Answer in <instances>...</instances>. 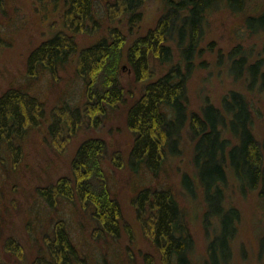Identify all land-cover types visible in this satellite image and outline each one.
<instances>
[{"label": "trees", "instance_id": "16d2710c", "mask_svg": "<svg viewBox=\"0 0 264 264\" xmlns=\"http://www.w3.org/2000/svg\"><path fill=\"white\" fill-rule=\"evenodd\" d=\"M148 1L50 0L54 9L56 4L57 11L61 9L60 25L30 51L27 73L32 79L48 73L57 80L60 71L74 60L75 74L86 80L87 100L82 106L64 102L49 114V131L59 138L66 128L76 132L85 118L98 125L100 118L107 117L124 101L126 89L119 80V70L126 60L134 69V79L143 84L126 111L127 125L134 135L127 166L136 174L143 169L159 174L171 156L180 154L182 130L188 124L196 170L192 176L198 182L189 173L183 175L182 181L190 194L201 187L208 204L207 220L214 215L221 217V230L208 244V262L227 264L240 218L238 208H225L229 171L242 190H257L264 200V138L256 136L250 101L237 90L224 95L221 106L206 103L199 112L189 110L187 82L201 50L205 23L223 0H164L155 25L138 34L143 6ZM224 5L244 8L245 0H226ZM246 23L251 31L264 30V10L248 16ZM80 34L89 35L86 45L78 42ZM128 34L137 36L129 45ZM4 40L0 33V46L5 45ZM174 49L179 50V59L172 62ZM237 54L240 56L234 63L240 70L246 67L251 72L250 86L264 81L262 61L247 65L240 48L230 52L231 57ZM153 60L160 65L172 64L156 76ZM46 114L44 101L22 86H11L0 95L1 164H7L9 157L13 167L22 161L25 138L45 122ZM105 151L102 138L85 139L74 154L70 174L46 186L38 185L36 191L55 211L64 201L75 203L78 199L93 222V238L117 240L128 234L133 241L132 227L124 220L121 203L112 192L104 167ZM114 155L112 164L118 165L121 155ZM132 204L141 230L159 252L161 263L191 264L194 240L173 192L144 186L132 198ZM6 220L1 212L0 264H25V246L14 233H7ZM43 227V221L35 226L32 219L26 222L29 233L40 228V233L34 234L35 254L28 264H91L92 259L75 242L64 219H53L51 232H43ZM144 259L146 264H157L154 255Z\"/></svg>", "mask_w": 264, "mask_h": 264}, {"label": "rangeland", "instance_id": "374dc122", "mask_svg": "<svg viewBox=\"0 0 264 264\" xmlns=\"http://www.w3.org/2000/svg\"><path fill=\"white\" fill-rule=\"evenodd\" d=\"M225 1L213 9L205 23L201 50L195 57V69L187 82L189 110L199 112L206 103L221 106L224 95L237 90L250 101L255 117L254 131L258 139L263 140L264 81L259 80L256 85L250 86L251 72L246 67L240 70L234 63L235 57L240 55L231 57L230 52L240 48L246 56L247 65L260 60L264 72V30L251 31L246 23L248 16L264 10V0H245L244 8L238 9L225 6ZM58 8L56 4L54 9L50 0H1L0 5V33L5 39V45L0 46V95L11 86H22L44 101L47 111L45 122L25 138L22 161L15 167L10 157L7 164L0 163V213L6 215L7 233H14L25 246V264L35 254L34 234L40 233V228L29 233L27 220L32 219L34 226L43 221V232H51L53 219L57 221L60 218L65 220L75 242L92 259L91 264H146L145 256L153 255L156 263L162 264L159 252L141 230L132 204V198L144 186L166 188L173 192L193 236L191 264H209L208 244L221 230V217L214 215L207 220L208 204L201 187H197L195 194H190L184 187L183 175L196 174L188 124L182 130L180 154L171 156L159 174L146 169L136 174L127 166L134 135L128 128L126 111L132 98L140 94L143 84L134 79V69L126 60L119 70V80L126 93L124 101L116 109L111 110L107 117L100 118L98 125L85 118L76 132L66 128L59 138L49 131V114L53 108L64 102L72 107L82 106L87 100L86 80L75 74L74 60L60 71L57 80L48 73L33 79L27 73L30 51L59 28L61 9L57 11ZM163 9L164 0L145 3L138 34L154 26ZM127 37L129 45L137 36L128 34ZM77 38L81 45L89 42L88 34H80ZM174 50L176 56L172 62L179 59V50ZM172 62L160 65L153 60L152 68L156 76L166 72ZM91 137H100L106 142L104 167L108 171L112 192L121 203L124 220L132 227L133 241L128 234L117 240L99 241L91 236L93 222L78 199L75 203L64 201L55 211L37 194L38 185L46 186L70 174L77 148ZM116 152L121 155L118 165L112 164ZM193 178L198 182L197 177ZM224 203L225 208L240 210L227 264H264V200L257 190H242L229 171ZM37 214L40 216L37 217Z\"/></svg>", "mask_w": 264, "mask_h": 264}]
</instances>
